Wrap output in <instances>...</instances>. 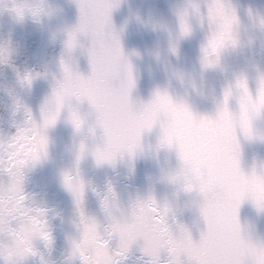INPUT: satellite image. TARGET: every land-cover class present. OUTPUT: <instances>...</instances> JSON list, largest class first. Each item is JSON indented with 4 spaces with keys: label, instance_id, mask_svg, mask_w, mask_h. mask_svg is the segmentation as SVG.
I'll use <instances>...</instances> for the list:
<instances>
[{
    "label": "clouds",
    "instance_id": "9594fccd",
    "mask_svg": "<svg viewBox=\"0 0 264 264\" xmlns=\"http://www.w3.org/2000/svg\"><path fill=\"white\" fill-rule=\"evenodd\" d=\"M3 12L19 21L29 16L36 21L54 16L45 0H0V13ZM181 16L185 20L184 30ZM193 17L201 29H206L196 60L198 70L176 67L173 75L180 88L157 89L146 103L133 99L136 74L112 15L110 23L101 17L82 21L79 9L78 24L66 32L60 71L51 74L52 92L42 107L49 114L54 113L57 107L54 90L62 89V113L67 110L68 122L78 137L76 170L63 173L61 180V188L70 196L72 206L71 230L64 239V264L77 261L81 264L80 253L89 256L95 264H108L109 257L102 249L117 250L122 233L130 227L140 234L133 245L143 241L140 252L149 258L148 264L152 257L143 252L145 238L160 250L159 264H191L193 246H199L206 256L221 257L230 264H258L264 256V233L260 231L264 222V158L255 151L258 146H264V70L257 69L255 75H250L232 69L230 58L245 44L241 21L231 0H188L179 15L178 40L171 47L177 59L179 39L193 35ZM117 41L122 56L117 55ZM17 55L18 50L10 42L0 41V65L10 64ZM80 55L87 56L90 68L95 58L103 73L110 77L107 85L98 81L90 89L104 107L107 130L93 104L76 98L83 87L77 77L86 78L90 74L80 71ZM216 77L224 78L220 92L216 94L213 87L211 107L200 111L198 98L206 96L210 81ZM157 93L166 95L170 105L152 111V126L142 132L134 154H129L123 145L131 115H142ZM85 103L90 111L82 113L81 106ZM42 109L41 118L37 120L32 114L31 122L26 110L24 119L15 125V134L0 136V260L4 264V257H10L13 264H27L29 260L56 264L52 258L57 242L52 221L63 217L60 212L44 207L35 196L26 194L29 177L50 158L49 129L57 124L46 128ZM72 112L81 121L79 130L70 120ZM157 128L154 153L159 175L155 183L127 206L113 187V193L108 188L101 200V221L87 208L90 182L79 171L81 162L91 158L97 168L115 167L126 157L148 155L152 145L146 151L145 133L151 134ZM110 146L119 149L115 163L99 162L98 158L105 157ZM246 147L253 150L247 168L244 166ZM66 174L72 176L70 183L65 181ZM156 184L163 187L162 194L157 193ZM246 203L252 206L254 216L243 214ZM186 213L191 214L190 219H183ZM38 245H43V249Z\"/></svg>",
    "mask_w": 264,
    "mask_h": 264
},
{
    "label": "water",
    "instance_id": "95a60500",
    "mask_svg": "<svg viewBox=\"0 0 264 264\" xmlns=\"http://www.w3.org/2000/svg\"><path fill=\"white\" fill-rule=\"evenodd\" d=\"M46 6L54 11V16L34 20L31 16L23 21L14 19L9 13H0V41L10 42L18 50V55L8 65H0V136L10 137L15 134V125L24 119L25 111L31 110L39 120L41 109L52 92V73H59V60L63 54V41L66 32L79 22V7L76 0H45ZM237 9L241 21V36L244 48L230 58L234 71H247L255 75L257 69L264 70V29L260 20L264 18V0H231ZM188 0H119L112 10V21L121 34V44L125 54L131 59L137 79L133 99L148 102L157 89H179L178 80L173 75L176 67L187 71L198 70L196 64L200 45L205 38V30L193 17V35L179 39V59L171 52L173 43L179 37V15L187 6ZM56 39H53V34ZM79 68L84 75L91 71L86 55H80ZM31 74L35 77L29 86L21 83V78ZM39 74V75H37ZM223 77L210 81L204 98H198L200 111L211 107L213 87L219 94ZM17 103L20 111H17ZM90 111L85 103L81 112ZM65 110L57 124L49 129L52 141L50 158L38 171L29 177L26 194L35 196L44 207L60 212L63 220L54 219L52 227L56 237L52 258L56 264H64V239L71 230V198L62 190V174L75 172V144L78 141L74 127L68 122ZM159 129L151 134L145 133L144 144L148 155L138 154L135 159L126 157L115 167L105 165L97 168L89 158L81 162L79 171L90 187L86 192V204L89 212L103 221L101 200L109 186L113 187L125 206L138 195L147 193L155 183L159 173L156 166L154 148ZM264 158V146L255 149ZM253 150L245 148L244 166L252 161ZM164 155L161 154V160ZM158 194L163 187L156 184ZM245 216H254L252 206L244 205ZM186 213L183 219H190ZM264 233V222L260 225ZM143 241L133 245L124 264H148L147 257L140 252ZM43 249V245H38ZM112 247H116L114 241ZM163 257V254H162ZM0 264H4L0 260ZM27 264H38L29 260ZM79 264V261L76 262Z\"/></svg>",
    "mask_w": 264,
    "mask_h": 264
},
{
    "label": "snow or ice",
    "instance_id": "6c2138e0",
    "mask_svg": "<svg viewBox=\"0 0 264 264\" xmlns=\"http://www.w3.org/2000/svg\"><path fill=\"white\" fill-rule=\"evenodd\" d=\"M78 7L80 9L81 20L91 19L96 17H101L105 22L110 23L111 21V14L114 7H116L119 3V0H76ZM181 28L184 30L185 28V20L184 17L181 16ZM260 24L264 27V18L260 20ZM71 44V41L69 42ZM117 43V55L122 56V51L119 48V43ZM66 72L68 69H65ZM70 75V73H69ZM82 84V90L77 94V99L81 102L84 100H88L93 106L97 109L100 117V122L102 125L105 126L107 130V125L105 123V113L104 107L102 103L91 94L90 89L97 84L98 81L103 82L104 85H107L108 80L110 79L109 76H106L102 69L99 67L95 58L92 59L91 62V72L90 74L85 77H77ZM33 81V76L28 74L21 78V83H26L27 85H31ZM54 98L56 101V111L52 114H49L45 109H42V113L44 115V126L50 127L54 126L62 113L64 107V92L62 89L54 90ZM125 100L127 101V96H125ZM170 105V101L161 93H157L153 101L149 102L147 106H145V111L140 116L131 115L129 130L127 134V139L123 145L124 148L127 149L129 154H134L135 148L139 142L140 135L145 129H148L152 126V119L150 118V114L152 111L160 106ZM19 107V103H17ZM26 115L31 122L32 113L30 110H27ZM190 117V114H189ZM191 118V117H190ZM70 120L73 125L79 130L81 126V121L75 112H72L70 115ZM110 136V134H109ZM110 144H111V137H110ZM119 149H113L110 146L108 154L103 158H98L99 162L114 164L116 159V151ZM72 180L71 174L65 175L66 183H70ZM109 192L113 193L114 190L109 187ZM84 195V192H81V196ZM107 200L103 201V204L107 205ZM157 219L159 217L157 216ZM140 238V234L134 227H130L126 232L122 233L121 235V243L117 250L110 251L107 247H104L102 251L105 255L109 257L108 264H123L124 260L127 257L131 246L136 242V240ZM146 239L145 246L143 248V252L145 255L151 256L152 260L150 264H159L158 257H159V249L155 248L150 241ZM81 264H95L94 260L91 259L89 256L84 255L83 253L79 254ZM118 257V259H116ZM192 262L191 264H230V261L221 258V257H214V256H206L203 254L199 248V246H193L191 251ZM6 264H13L10 257H4ZM258 264H264V256L258 261Z\"/></svg>",
    "mask_w": 264,
    "mask_h": 264
}]
</instances>
